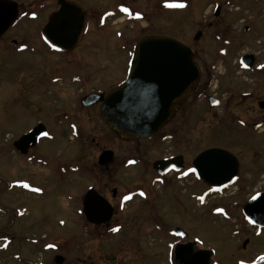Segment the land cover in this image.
I'll list each match as a JSON object with an SVG mask.
<instances>
[{
	"label": "rangeland",
	"instance_id": "obj_1",
	"mask_svg": "<svg viewBox=\"0 0 264 264\" xmlns=\"http://www.w3.org/2000/svg\"><path fill=\"white\" fill-rule=\"evenodd\" d=\"M16 1L20 4V18L12 33L0 43V206L13 214L0 215V264H55L58 255L65 257V264H175L176 246L194 241L198 242V249L213 251L215 264H254L264 252V243H261L264 241L257 238L254 228L245 224L241 234L236 235L237 222L244 221L226 220L217 208L232 207L231 211L227 209L229 214L233 212L234 217L242 218L238 209L241 211L260 191L264 166L260 160H253L256 149L245 153L233 146L237 142H253L246 134L241 135L244 139L240 140L236 133L242 128L234 117L244 114L252 119L256 113H222L223 110L177 113L173 123L153 140L135 143L117 141L98 113H73V121L81 125L79 138L69 129V121H65L63 125H55V142L43 141L40 145L50 167H44L43 161L38 165L37 160L32 165L25 164L10 145L33 122L43 119L46 122L43 113H28L29 109L19 97L22 69L35 67L24 75L33 72L35 76V72H42L50 63H84L83 73L88 78L84 92L108 90L126 77L135 44L148 34L171 37L190 46L198 56L197 62L207 68L214 61L207 47L223 46L213 38L218 31H223L222 36L229 39L232 46L247 47L245 53L260 52L259 61H263L264 52L260 47L264 42V1L165 0L163 7V0H76L86 8L90 18L88 32L74 52L52 57L42 49L47 47L42 29L53 6L44 4L43 1L49 0ZM129 4L136 13L127 14ZM168 4L184 7H168ZM216 5H221L223 12L216 29H212L209 24L214 23L212 10ZM97 14L102 15L104 25L100 31ZM227 24L233 29L224 35ZM244 26L250 27L249 33H243ZM198 31L202 32V37L196 41ZM12 39L18 40L20 51L33 46L40 49L34 54H23L11 47ZM244 52L234 49L225 63L228 68L225 76L233 84L250 83L251 76L247 78L237 69V57ZM220 71H224L223 66ZM72 74L76 77L80 73L75 70ZM73 89L76 92L84 88L76 84ZM231 120L233 129H239L230 131V136L222 126H231L229 122L224 124ZM168 134L173 140L165 143L164 137ZM213 146L224 147L240 158V181L227 191L214 196L210 192L203 194L207 188L193 177L178 180L168 176L165 184L156 182L152 169L156 160L180 154L188 161L186 166H190L199 154ZM107 148H114L119 164L118 168L115 166L111 172L104 173L95 164L100 152ZM125 160L137 165L124 168ZM20 182L29 184L31 191H24V187L17 196ZM105 183H112L120 195L129 191V199L122 203L125 210L115 216L117 223L111 230L88 227L81 213L88 187L105 188ZM37 188L39 192L33 190ZM141 192L146 195H140ZM145 197L147 201H143ZM200 197L206 204L197 203ZM176 228L183 229L188 238L172 236L171 231ZM8 234L15 237L14 244L1 240ZM27 237L36 239L37 244L30 245L21 239ZM247 240L249 243L243 249Z\"/></svg>",
	"mask_w": 264,
	"mask_h": 264
},
{
	"label": "flooded vegetation",
	"instance_id": "obj_2",
	"mask_svg": "<svg viewBox=\"0 0 264 264\" xmlns=\"http://www.w3.org/2000/svg\"><path fill=\"white\" fill-rule=\"evenodd\" d=\"M12 1L17 2L16 0H12ZM62 1H65L68 3H75L84 10L86 25H85L84 34L82 35V38H83L85 36V34H87V32H88V28H89V24H90V18L87 14L86 8L84 6H82L81 3L77 2L76 0L43 1L44 4L49 3V5L53 6V10L51 11V14L48 18V21L51 18V16H53L55 13H57L60 10ZM164 1L165 0H163L161 2V5L163 7H164V5H163ZM230 1H232V0H230ZM258 1L259 0H255V2H258ZM262 1H264V0H262ZM225 5L226 6H232L233 4L232 3H225ZM19 6H20V4H19ZM128 7L130 9L129 13H127L128 15H130L132 13V11H134V13H136L135 9L133 8V6H131V4H129ZM218 8H219V12L217 10ZM19 9H20V7H19ZM222 12L223 11H222L221 5H216V7H214V9L212 10V17L214 18V23L212 22L209 24L210 28L216 29V27L218 25L217 20H218V18L221 17ZM20 15H21V9H20V14H19L18 19L20 18ZM96 17L98 18L97 28L100 31L102 28H104V25L101 22L102 15L99 16V14H97ZM128 19H129V21L130 20L133 21L132 20L133 18L130 19L128 17ZM17 21H16V23H17ZM13 26L0 39V43L4 42V40L12 33L11 29L13 28ZM227 28L228 29H227V31L224 32V35H227L226 32H229V30L233 29V27L232 26L230 27V25H228V24H227ZM43 29H42V34H43ZM242 31H243V33L247 34L250 32V27L244 26ZM199 33L201 34L200 38L198 40H196V37L198 36ZM222 33H223V31H218L215 34V36H213L214 40L223 43L222 47L217 48V49H214L211 46L207 47V49H208L207 51H208L210 58L212 59V57H213V59H214V61H212V63H210L209 67L204 68V67H202V65L199 62H197L198 56H197L196 52L192 49V51L194 53L195 62L200 67V71H201L200 72V78H199L198 82L196 83V85L191 89V93L189 94V96L180 104V106H178L177 108L174 109V113H175L174 117L172 118V120L170 122H168L162 128L161 131L168 128L173 123V121L176 118L177 113H211V112L217 113V111H219V110H223L222 113H256L257 114L256 117L255 118L252 117V119H248L247 117L244 116V114L242 115V117H236V116L234 117L236 119L237 124L242 128V130L240 129L241 132L238 131V133H236L240 137V140L244 139L241 135L246 134V135H248V139H251L253 142L243 143V144H241V143L238 144V142H237L233 146H237V148H235V149H241V151L245 152V153L250 152V150H252L253 148L256 149V155L253 158V160H255V162H258L260 160L261 164L264 166V60L259 61V59H262V57L260 58V56L262 55L260 52L249 51V52L245 53L244 49L247 47L244 46V47L238 48L237 46H232L231 41L229 39L225 38L224 36H222ZM201 37H202V32L198 31L195 35V40L199 41L201 39ZM82 38H81V41H82ZM81 41L79 42L77 47L73 51H70V52H66V51H63L61 49H57V48L51 46L46 41H44V42H46L47 47L44 46V47H42V49H44L45 54L49 55L50 57H52V55H54V54L65 55V54L72 53L76 49H78ZM14 42H16V45L13 44ZM261 43H262V46L260 48H262L263 52H264V42H261ZM10 45L16 51H20L21 46L18 47V40L12 39L10 41ZM34 47L35 46L26 47V48H24V50H22L20 52H23V54L24 53L34 54V53H36L37 49H40L38 47H35V48ZM234 49H238V51L244 52L242 55H240V57H237V61H236L237 62V69L241 73L246 74L247 78L249 76H251V78H248L250 83L244 81L245 83H242L241 85L240 84L237 85V83L233 84L231 79L225 76V75H227V71H228L227 65L225 63L227 62V58L230 55V53L231 52L234 53ZM134 50H135V46L133 48L131 56H132ZM222 66L224 68L223 72L220 71ZM33 69H35V67H31V66L26 67L25 69H22L23 70L21 72L22 77L20 78V80H19L20 82L18 83V85H19L18 93H19L20 99H22L23 105L29 109L28 113H43L45 118H46V122L44 119L43 120H37L36 122H33V124L30 127H27V129L24 132H22V134L17 139H15L14 141L11 142L10 146L17 153V156L24 159L23 162L25 164L32 165V164H34V161L37 160L38 165H41L42 161H43L44 167H47V166L50 167L47 159L45 158V154L41 153V150H42L40 147L41 143L43 141H49L51 143L55 142V140H56V135H55V131H54V128H56L55 125H57V124L63 125L65 121H69V124H70V125H68L69 129L73 130L75 133V136L76 137L78 136V138H79L80 131H81V125L79 123L73 121V118H74L73 113H80V114H84V113H93V114L96 113L97 114L98 113L99 118L101 119L100 108H101L102 103L100 102L97 104H93L91 106H85L83 104V99L85 97L91 95V94H99V93H104V97L106 98L116 87H118L120 84H122L125 81V79L128 76L129 65L127 68L126 77L123 79V81L120 84H118L115 87L108 89V90L98 89V90H93V91H90L87 93L84 92L85 91L84 86L86 85L87 80H88L87 75L85 73H83V70L85 69L84 63H73L70 61L59 62V63L58 62L57 63H50V64L45 65V67L42 69V72H40V73L35 72L36 73L35 76H33L34 75L33 72H30L26 76H24L25 71H29V70H33ZM75 70L77 72H79L83 77L80 74H77V75L75 74L76 77H73L72 72ZM28 75H30V76H28ZM224 76H225V79L221 78ZM76 84H80L81 86L83 85L84 89L83 90L79 89L75 92V90L73 89V85H76ZM241 86H242V88H241ZM80 92L82 93L81 95H79ZM36 95H37V98H36ZM32 97H35V98H32ZM32 99H34V100H32ZM57 116H59L58 119H57ZM224 118L225 119L227 118V114L224 116ZM101 121H102V119H101ZM227 122H229L231 124L232 120L231 121H225L224 124ZM102 123L105 125V127H107L103 121H102ZM38 126H42L45 130V133H48V135L38 138L35 142H32L34 144H31L28 148L21 147V149H22L21 151L17 150L14 146L15 142L18 141L19 139H21L22 137H24L25 135L29 134L32 130H34ZM222 128L227 129L230 136L232 135V133L230 131H234L235 129H236L235 131H237L239 129L238 127L233 129L232 124H231V126L224 125V127L222 126ZM61 129H64V128L61 127ZM107 129L110 131V129L108 127H107ZM110 132L115 136V139L117 141H121V142H125V143H127V142L128 143H135L136 142V141H128V140L118 136L116 133H114L112 131H110ZM228 132H226V133L228 134ZM153 139H151V140H153ZM151 140H145V141H151ZM170 140H173V137L171 136V134H168L166 137H164L165 143L170 141ZM93 141L95 142V139H93ZM138 141H140V140H138ZM255 143H256L257 148L255 146ZM240 145H242V146H240ZM113 149L107 148V149H103L100 152V154L97 158V163L95 164V166L97 167V169L99 171L104 172V173L105 172L109 173L115 169V166L118 168L119 163H117V161H116L117 159L115 157V152ZM211 149H221V150H226L230 153L232 152L230 150H227L224 147L213 146ZM105 151H112L113 157L109 163H107L105 165H101L99 163V157ZM177 157H183L182 170H180V171L173 170L172 172H170L169 174L164 175V176H161L156 171H154L153 165L156 161L168 160V159H173V158H177ZM237 158H238V160H240L239 156H237ZM159 160H156L152 164V169H153V171L157 177L156 182L160 181L162 184H165V180H164L165 177L173 176V177L177 178L178 180H183V179L186 180L190 177H193V178H195L196 181H198L199 183H202L200 180H198V178L196 177V174H195V167H194V160L195 159L192 161V164L190 166H186V164H187L186 162H188V161L186 160V158L184 156H182L180 154L170 156V157H164V158H161ZM122 165L124 168H128L130 166H136L137 164L133 165V163H131V162L129 163V161L125 160ZM60 166L62 167V164ZM260 178L262 179V180H259L260 181L259 184H261L260 185V191H258L254 195H264V181H263L264 173H262V176ZM239 181H240V169H239V173H238V175H237V177H236V179L232 185L230 184V185L224 186L220 189H211L207 185H205L204 183H202V184L207 188L205 191L210 192V193H214L213 194V196H214V195L222 194L223 191H227L228 189H230L231 187L236 185V183H239ZM25 184L26 183H23V182L18 183V187H17L18 188L17 189L18 194H17V196L20 195L19 192H21V190H24L22 188H24ZM26 185H28V187H25L26 189L24 191H28V192L31 191L30 185L29 184H26ZM90 190L95 191L99 196L103 197L112 207L113 217H112L110 222H106V223H102V224L97 225V224L90 223L87 220V217L84 213V199ZM127 193L124 195H120L119 190L117 188L113 187L112 183H110V184L105 183V188H102L101 186H97V185L88 187L85 195L83 196L82 209H81L82 218L85 221L86 225L88 227H92L94 229H110L111 230L112 227H114L115 224L117 223L116 220H114L115 216L118 213H120L122 210H125L124 209L125 206L122 203H124V199H125L124 197H127ZM147 196H148V194H147ZM143 201H147V198L145 197L143 199ZM231 208L232 207H219V208H217V210L218 209L222 210V211H220V215H225L226 218H224V219H226V220L237 222L239 219L240 220L242 219L244 221V223L240 222V221L237 222L238 228L236 229L235 234L240 235L241 232L243 231L242 230L243 225L245 224L247 227L249 226L250 228H254L257 238L264 241V212H260V214H259V224L254 225L244 215V213H243L244 206L241 208V211L238 209V212L241 213L242 218H238L236 216L234 217L233 212L232 213L230 212L231 214H229L227 209H229L231 211ZM227 213L229 215H227ZM1 214H3L4 216H9V215L13 216V214L10 212V210H8V208H4L3 205L0 206V215ZM21 239L25 240L27 242V244H30V245H35L38 242L36 239H31L30 237H27L26 239L25 238H21ZM1 240L9 242V244H14L15 237L12 235L9 236V234H8V235H4L1 238ZM248 243H249L248 240L245 241L244 244L242 245V248L245 249V247ZM261 243H264V242H261ZM10 246L11 245L8 246V249H10ZM18 256L21 257V255H16L15 257H18ZM261 256H264V252L262 253ZM258 258L254 261L255 262L254 264H256ZM213 259H215L214 255H213ZM212 263L215 264V261H212Z\"/></svg>",
	"mask_w": 264,
	"mask_h": 264
},
{
	"label": "water",
	"instance_id": "obj_3",
	"mask_svg": "<svg viewBox=\"0 0 264 264\" xmlns=\"http://www.w3.org/2000/svg\"><path fill=\"white\" fill-rule=\"evenodd\" d=\"M219 12V8L217 9ZM19 5L12 0H0V39L16 23ZM84 10L75 3L62 1L60 10L51 16L43 30L44 38L54 47L73 51L85 29ZM200 33L196 40L200 38ZM16 45V42L13 43ZM200 67L194 53L183 42L163 35L142 38L136 44L127 79L106 98L104 93L91 94L83 99L85 106L102 103L100 116L107 127L128 140H150L174 117V109L189 96L200 78ZM45 130L38 126L15 142L17 150L28 148L43 137ZM24 145V146H23ZM25 152V151H24ZM112 151H105L99 163L111 161ZM183 157L156 161L154 171L166 175L172 170H182ZM198 178L210 188L230 184L238 175V159L230 152L209 149L194 160ZM264 212V195H257L244 207V215L259 224V214ZM84 213L93 224L110 222L113 209L95 191L90 190L84 199ZM183 233V235H177ZM177 237H188L180 228L172 231ZM182 249L177 252V249ZM213 253L199 250L196 243L180 244L175 249L176 264H211ZM55 264H65V257L58 255ZM257 264H264L259 260Z\"/></svg>",
	"mask_w": 264,
	"mask_h": 264
},
{
	"label": "snow or ice",
	"instance_id": "obj_4",
	"mask_svg": "<svg viewBox=\"0 0 264 264\" xmlns=\"http://www.w3.org/2000/svg\"><path fill=\"white\" fill-rule=\"evenodd\" d=\"M168 7H184V5L183 4H168L167 5ZM125 12H127L128 11V9L127 8H125V9H123ZM218 103V102H217ZM43 135L44 136H47L48 135V133H43ZM194 171V170H193ZM24 187H28V185H24ZM34 191H37V192H39L40 191V189H33ZM140 195H144V193L143 192H141L140 193ZM127 199H129V197H125V200H127ZM200 199H201V201L203 200V197H200ZM218 211H222V210H219L218 209ZM113 231H118V229H113ZM177 235H183V233H177ZM182 251V249H177V252H178V254H179V252H181ZM259 259L260 260H264V256H261V257H259ZM242 264H243V262H242Z\"/></svg>",
	"mask_w": 264,
	"mask_h": 264
}]
</instances>
